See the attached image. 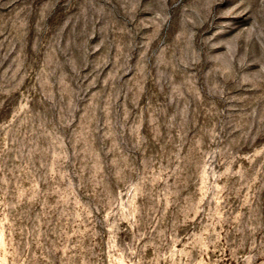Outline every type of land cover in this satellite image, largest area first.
I'll list each match as a JSON object with an SVG mask.
<instances>
[{"label":"rangeland","instance_id":"rangeland-1","mask_svg":"<svg viewBox=\"0 0 264 264\" xmlns=\"http://www.w3.org/2000/svg\"><path fill=\"white\" fill-rule=\"evenodd\" d=\"M0 264H264V0H0Z\"/></svg>","mask_w":264,"mask_h":264}]
</instances>
